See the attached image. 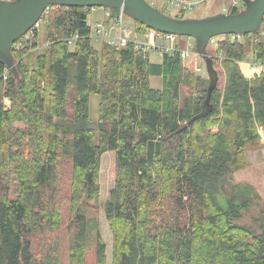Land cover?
<instances>
[{
  "label": "trees",
  "instance_id": "1",
  "mask_svg": "<svg viewBox=\"0 0 264 264\" xmlns=\"http://www.w3.org/2000/svg\"><path fill=\"white\" fill-rule=\"evenodd\" d=\"M89 13L50 6L42 47L31 29L11 49L17 76L0 63V264H264V204L230 179L264 133V73L247 79L237 65H264L259 33L206 49L212 111L181 131L209 81L179 54L154 63L132 44L95 48Z\"/></svg>",
  "mask_w": 264,
  "mask_h": 264
},
{
  "label": "water",
  "instance_id": "2",
  "mask_svg": "<svg viewBox=\"0 0 264 264\" xmlns=\"http://www.w3.org/2000/svg\"><path fill=\"white\" fill-rule=\"evenodd\" d=\"M242 3L243 9L235 14L220 13L202 19H180L163 14L146 0H0V63L17 76L11 54L12 45L33 28L50 6L122 10L129 19L149 29L195 41L196 52L205 64L209 85L201 112L192 117L182 131L212 111L210 97L218 75L206 52L210 39L229 35L246 36L261 29L264 0H242Z\"/></svg>",
  "mask_w": 264,
  "mask_h": 264
},
{
  "label": "rangeland",
  "instance_id": "3",
  "mask_svg": "<svg viewBox=\"0 0 264 264\" xmlns=\"http://www.w3.org/2000/svg\"><path fill=\"white\" fill-rule=\"evenodd\" d=\"M147 2H150V0H146ZM232 6H236L239 11L243 9V4L241 0H206L203 3H200L198 5H195L192 10L189 11H183L180 10L178 7L175 6H169V5H163L162 2L157 1L156 5L154 6L155 9L161 11L163 14L170 16V17H178L181 16L183 19H202L205 17L217 15L220 13H227ZM105 11L111 12L109 9H104V8H94V10L90 11L89 16H88V22L89 24L95 23V22H105L108 21L109 23H113L112 19L107 18L104 14ZM112 13V12H111ZM123 26L131 27V25H139L138 23L132 21L129 19L126 15L123 18ZM38 43H39V48L42 47V43L45 41V26L44 24L41 25V27L38 30ZM221 38V36H219ZM259 39L263 42L264 44V22L262 23V29L259 31ZM180 42L182 44L185 43L187 40V37H180L179 38ZM239 40L242 42L243 40L241 37ZM192 44H194V49H195V41H190ZM100 43L93 42V45L95 48L99 47ZM215 46H216V39L215 43L208 45L206 48L208 51H215ZM264 46V45H263ZM207 52V51H206ZM149 60L151 62H160V56L156 54H151L149 56ZM241 62H238L237 65L239 67V70L241 71L242 75L244 77H248L251 75L245 68V66H242L244 68V73L242 72V69H240V64ZM248 66L249 69H251V66H257L256 69H252L254 72L252 74L257 73V76L260 75L261 73H264L262 71V68L264 65L262 64H252L250 61L247 62H242ZM243 64V65H244ZM183 66L190 71H192L196 76H200L202 79L205 81H208L206 70H205V64L200 55L197 54L196 51L190 52V56L187 60L183 61ZM259 66H262V68H259ZM260 69V70H259ZM257 70V71H256ZM256 76V75H255ZM253 78V77H251ZM247 78V79H251ZM161 77H151L150 78V86L154 89H160L161 88ZM185 91V89H183ZM98 96L92 95L90 96V106H89V116L91 121H96L98 117ZM4 106L8 107L9 106V101L7 99L3 100ZM5 107V108H6ZM260 137H261V145L260 147L257 148H247L246 149V159L248 162V167L245 169H242L241 171H238L234 173L231 176V182L238 187H252L254 191L258 194L260 197V203L264 204V133L260 131ZM64 167H68L66 164ZM65 168L64 170V176H62L59 184V189L62 190L61 196H64V177L67 174V169ZM69 172V171H68ZM222 206H225V203L222 202ZM260 207L258 206H253L249 209L248 212H246L243 215V218L241 220L242 223H250L252 218L256 217L260 211ZM92 216H95V211L93 209L90 210L89 217L92 218ZM87 242L93 244L94 243V238H95V221L92 219L88 223L87 227ZM94 259V253L93 249L89 250V257L88 261L91 263L93 262ZM64 260V257H63Z\"/></svg>",
  "mask_w": 264,
  "mask_h": 264
},
{
  "label": "built area",
  "instance_id": "4",
  "mask_svg": "<svg viewBox=\"0 0 264 264\" xmlns=\"http://www.w3.org/2000/svg\"><path fill=\"white\" fill-rule=\"evenodd\" d=\"M157 1L162 2L163 5L175 6L180 10L189 11L192 10L195 5L203 3L206 0H150L148 3L154 7ZM49 8L50 7H48L43 12L39 21L33 26L32 29L36 30V32H38L42 24L45 26ZM91 10L93 11L94 8H91L90 11ZM104 15L107 18L112 19L113 23L105 21L89 24L88 22L89 38L92 40V42H104L116 49H121L126 47L127 44H132L133 49L144 56L156 54L161 57L163 55L179 54L182 62L189 58L190 52L194 51V44L190 42L193 41L191 38H187L185 43L182 44L179 40L180 37L177 35L164 34L140 25H131V27H127V25L123 26V18L125 14L122 12V10H117V13L115 14L105 11ZM263 22L264 17L262 23ZM26 34L22 36L25 37V40H27L29 37ZM234 37L235 36H231L232 39ZM76 39L77 37L72 35L70 37L69 45L73 44ZM213 43H215V38L210 39L208 45ZM13 46L14 44L12 47ZM14 48L18 50L20 45L17 44ZM256 68L255 66H251V69ZM259 68H262V66H259ZM262 71L264 72V67L262 68Z\"/></svg>",
  "mask_w": 264,
  "mask_h": 264
},
{
  "label": "bare ground",
  "instance_id": "5",
  "mask_svg": "<svg viewBox=\"0 0 264 264\" xmlns=\"http://www.w3.org/2000/svg\"><path fill=\"white\" fill-rule=\"evenodd\" d=\"M240 66H241L242 72L244 73L245 76H246V74H245V72H244V68H243L242 66H245V68L247 69V71H248L249 73L252 74V73L254 72L252 69H249L248 66H247L246 64H244V65L241 64ZM256 71H257V70H256Z\"/></svg>",
  "mask_w": 264,
  "mask_h": 264
},
{
  "label": "crops",
  "instance_id": "6",
  "mask_svg": "<svg viewBox=\"0 0 264 264\" xmlns=\"http://www.w3.org/2000/svg\"><path fill=\"white\" fill-rule=\"evenodd\" d=\"M241 64H244V63H240L239 65H241ZM240 69H241V66H240ZM257 73L258 72H256L255 74H251L250 76H248L247 78H251V77H254L255 75L257 76ZM246 78V77H245ZM264 140V139H263ZM262 142V141H261ZM263 143V142H262Z\"/></svg>",
  "mask_w": 264,
  "mask_h": 264
}]
</instances>
